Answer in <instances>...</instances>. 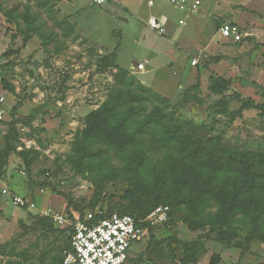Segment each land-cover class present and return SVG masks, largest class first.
<instances>
[{
    "label": "rangeland",
    "instance_id": "obj_1",
    "mask_svg": "<svg viewBox=\"0 0 264 264\" xmlns=\"http://www.w3.org/2000/svg\"><path fill=\"white\" fill-rule=\"evenodd\" d=\"M148 1L118 0L96 6L92 0H0V79L13 89L6 95L0 148L8 123L15 124L17 136L0 185L36 205L28 211L0 196V264H63L70 229L56 226L50 214L68 215L67 203L45 185L54 186L82 208V217L70 210L79 218L128 207L134 201L148 202L125 194L129 185L120 172L123 154L90 145L84 162L74 157L72 147L84 117L111 93L121 94L127 103L124 110L132 108L140 115L154 108L163 111L158 126H144L134 118L136 142L151 169L167 171L189 164L201 179L213 175L218 183L221 176L212 174V161L220 162V173L226 175L249 162L238 161L248 155L260 159L253 172L264 174V114L239 111L237 100L207 89L208 78L221 75L230 81L227 96L264 104V13L225 0L229 13L241 15L239 25L245 36L231 45L227 55H220L222 62L209 63L217 52L197 51L205 46L207 34H215L211 20L207 18V32L202 35L195 33L194 18L189 16L179 43L174 44L148 28L146 19L159 12L176 23L193 13L174 8L169 0H151V8ZM58 2L62 3L59 10ZM189 2L200 6L198 0ZM220 23L216 21V29ZM163 26L167 31L165 22ZM144 62V70L132 71V66ZM119 69L134 82L120 83ZM138 83L154 96L139 91ZM215 210L210 200L196 208L182 205L170 210L167 222L151 229V242L148 230L132 244L130 261L184 264L183 250L192 244L188 250L195 258L188 264H264V240L251 237L263 236L264 226L254 231L252 224L238 220L224 226L206 223ZM189 222L206 224L192 232Z\"/></svg>",
    "mask_w": 264,
    "mask_h": 264
},
{
    "label": "trees",
    "instance_id": "obj_2",
    "mask_svg": "<svg viewBox=\"0 0 264 264\" xmlns=\"http://www.w3.org/2000/svg\"><path fill=\"white\" fill-rule=\"evenodd\" d=\"M117 72L120 83L127 82L130 85L134 82V78L127 76L125 70L119 69ZM0 83L6 92H13L12 87L3 79H0ZM229 83V80L221 77L210 76L207 89L213 95L237 100L240 104L239 111L255 110L264 114V104H259L250 98H241L237 95L227 96ZM256 87L260 88L259 85H256ZM136 88L147 95L154 96L150 89L140 83L136 85ZM145 98L147 99V97L142 95V99L145 100ZM126 104L120 93H111L106 102L97 109L90 111L84 117V127L79 132V137L74 142L72 150L74 157L80 163L87 158V149L90 145L104 146L123 154V167L120 172L122 171V177L128 181L129 185L125 194L129 197L142 196L148 202L140 203L134 201L128 207H112L106 213L95 215L93 221L106 218L111 213L127 214L134 217L137 223L144 227L140 221L158 206H167L169 208V218L170 210L178 209L182 205L192 209L199 205H205L210 200L215 205L216 210L214 215L206 219V223L210 222L209 224L224 226L238 220L252 224L254 231L264 226V174L255 173L252 169L255 162L260 161V159L255 160V157L245 155L239 158L238 161L244 163L248 160L249 162L244 163L240 169L227 172L226 175L220 173L222 164L217 160L212 161V174L214 172L217 176H221L217 178L218 183H215L213 175L201 179L198 173H194L192 166L189 164H185L186 166L180 164V166L170 168L167 171L151 169L147 163L145 152L136 142L134 118H140L144 126H158L165 115L159 108H154L146 115H140V112L132 110V108L124 110L123 107ZM8 126V131L3 136V144L0 148V178L3 177L9 155L15 153L13 147V142L17 138L15 124L11 122L8 123ZM18 155L26 160L23 154L18 153ZM26 165L28 166V163ZM40 185L43 186L45 184ZM45 186L53 194L62 196L66 200L65 208L69 217H72L73 214L70 211L71 209L78 212L82 217V208L76 205L68 196L59 193L50 184ZM206 223L189 222L188 228L190 231L195 232ZM151 229L153 228L148 231L150 242L152 241ZM223 233L225 234V232ZM251 237L264 240V235L260 236L259 233H254ZM167 242L170 248V241ZM228 242L225 243L228 244ZM191 246L192 244L185 245L183 250L184 257L181 262L184 264L192 262L195 258V253L188 250ZM170 257L174 260L172 254H170ZM128 262L129 264H138V261L131 262L129 257Z\"/></svg>",
    "mask_w": 264,
    "mask_h": 264
},
{
    "label": "built area",
    "instance_id": "obj_3",
    "mask_svg": "<svg viewBox=\"0 0 264 264\" xmlns=\"http://www.w3.org/2000/svg\"><path fill=\"white\" fill-rule=\"evenodd\" d=\"M117 0H92V4L102 6L108 2ZM174 8L187 9L190 13H195L198 5L190 3L189 0H169ZM152 1H148L151 6ZM148 28L156 31L159 35L165 34L163 22L156 17H149L146 22ZM219 34L233 42H240L243 34L240 28L234 24L222 23L218 27ZM144 63L132 66V71L144 70ZM191 65H196V60L191 61ZM7 92L0 83V122L5 120ZM23 176L25 173L20 172ZM43 192V191H41ZM0 195L7 196L10 203L20 209L31 211L35 208V202L27 197L19 196L11 192L7 187L0 185ZM169 208L158 206L153 209L142 221L141 227L134 217L127 214L111 213L106 218L93 221L92 215L79 218L74 213L72 217L53 212L50 214L51 220L60 228L67 227L70 249L65 252L63 264H129V250L134 242L140 241L145 233L153 227L163 225L167 222Z\"/></svg>",
    "mask_w": 264,
    "mask_h": 264
},
{
    "label": "crops",
    "instance_id": "obj_4",
    "mask_svg": "<svg viewBox=\"0 0 264 264\" xmlns=\"http://www.w3.org/2000/svg\"><path fill=\"white\" fill-rule=\"evenodd\" d=\"M59 1H61V0H59ZM62 1H64V0H62ZM198 1H200V6L197 8L196 12L193 13V15H188L187 17L178 19V21L176 23L172 22L171 19L168 17H163L162 14H160L159 12L154 14V15H150L149 17H151V16L156 17V18L160 19L163 23L164 22L166 23V28L168 30L167 31L165 30V34H164L166 36L165 38H168L169 41L170 42L172 41L174 44L179 43V38L182 37L183 29L188 25V22H189L188 18H190L189 16H193V18H194V19H192V22L194 24L195 33H200L202 35L205 32H207V29L206 28L204 29V24L206 23L207 18H208L212 22V28H213L215 34H212V35L207 34L206 35L205 46H200L197 53L200 52V54H202L206 50H207V52H217L218 55L213 56L211 58V61H209V63H211V62L212 63L213 62H215V63L222 62L220 55H227L229 50L232 48L231 45L240 43L241 41L240 42H233L230 39L223 38L219 34L218 29L215 28L216 21H221L220 24L228 23V24L237 25L242 32L241 25H239V24H241L242 17H241V15L235 16L234 13H229V11L227 10V5L225 4L226 3L225 0H198ZM236 1L240 2V3L238 2L237 5L239 4L243 7H245L246 9L251 7V8H254L255 10H257V9L261 10L264 13V0H236ZM117 2H118V0L116 2H108V4H116ZM244 4H246V5H244ZM61 5H62V3L60 4V2H58L56 8L59 10ZM149 7L150 8L153 7V4ZM194 15H195V17H194ZM263 18H264V16H263ZM147 19H146V21H147ZM183 21L185 22V25H183ZM254 21H250L251 22L250 24L253 25L255 23ZM247 22H249V21H247ZM242 34L244 35V33H242ZM171 57H172V54H171ZM217 76L221 77V75H217ZM0 123H2V122H0ZM4 135H5V133H4ZM0 181H2V180H0ZM1 186H5L9 189V187L4 183ZM13 193H15V192H13ZM0 196H2V195H0ZM2 197H4V196H2ZM23 197H26V196H23ZM67 236H68V232H67ZM69 249H70V246H69Z\"/></svg>",
    "mask_w": 264,
    "mask_h": 264
}]
</instances>
